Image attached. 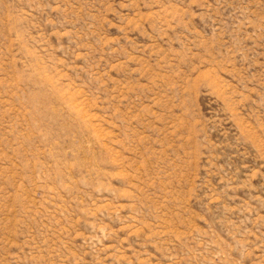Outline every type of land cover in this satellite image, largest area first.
I'll return each mask as SVG.
<instances>
[{"label":"rangeland","instance_id":"rangeland-1","mask_svg":"<svg viewBox=\"0 0 264 264\" xmlns=\"http://www.w3.org/2000/svg\"><path fill=\"white\" fill-rule=\"evenodd\" d=\"M0 264H264V0H0Z\"/></svg>","mask_w":264,"mask_h":264}]
</instances>
